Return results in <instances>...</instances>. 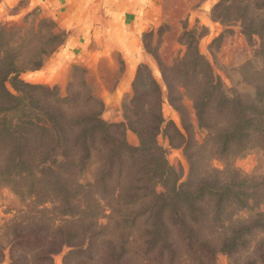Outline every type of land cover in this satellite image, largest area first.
<instances>
[{"label": "trees", "instance_id": "1", "mask_svg": "<svg viewBox=\"0 0 264 264\" xmlns=\"http://www.w3.org/2000/svg\"><path fill=\"white\" fill-rule=\"evenodd\" d=\"M257 3L264 5V0ZM239 8L238 17L244 20L248 2ZM246 29L258 32V49L264 53V21L255 25L250 20ZM7 32L2 25L0 173L9 177L13 186L28 187L30 195H42L37 200L39 204L52 199L62 215H70L58 223L55 218L38 213L29 216L28 226L23 219L13 221L12 233L24 237L28 248L17 251L18 240L14 239L9 264H20L21 256L25 264H56L54 254L66 245H74L72 238L76 231L67 225L84 221L83 231L87 233L98 224L106 209H110L108 219L129 220L131 224L151 218V224L141 225L143 239L137 249H126L133 236L130 232L118 251L115 244H110L108 264H137V260L138 264H214L215 254L220 250L229 255L246 251L252 256L246 264H264L263 183L248 182L247 176L235 169L237 176L246 179L233 187L204 178L197 192L181 182L174 183L169 190H157V184L165 185V179L174 172L167 162L165 148L157 140L165 122L162 87L146 64L138 66L132 95L123 102L124 120L107 121L101 117L103 102L91 89L82 102L79 91L63 95L57 87L43 83L19 80L15 84L23 86L20 93L10 90L6 80L26 66H19L16 53L10 54L4 39ZM55 35L49 39L53 41ZM61 43L47 51L33 67H41L46 56ZM160 69L168 101L173 104L169 95L173 89L181 97L184 94L191 97L198 125L206 130L203 142H199L190 130L188 135L184 134L168 120L181 136L180 145L186 149L194 144L203 146L215 156L238 155L256 146L264 147V100L254 97L246 101L240 94H228L196 47L188 48L172 71L163 65ZM175 77L181 80L171 82L170 78ZM178 83L184 87L183 91H179ZM185 125L186 129L192 127L191 123ZM127 128L137 132V145L126 141ZM169 141L175 145L171 138ZM92 162H97L94 178L83 180ZM226 192L232 198L221 205ZM122 201L140 208L129 213L118 211L115 204ZM234 204L235 210L225 222L222 213ZM242 209L248 211L247 216L238 215ZM37 221L39 227L28 231L27 227ZM33 236L39 242L31 247L27 243L33 241Z\"/></svg>", "mask_w": 264, "mask_h": 264}, {"label": "rangeland", "instance_id": "2", "mask_svg": "<svg viewBox=\"0 0 264 264\" xmlns=\"http://www.w3.org/2000/svg\"><path fill=\"white\" fill-rule=\"evenodd\" d=\"M246 1L248 2V9L245 11V19L242 20V17H238L241 14L239 7L244 5ZM257 1L262 0H217L214 5L219 2V7L214 10L213 5L209 12V16L215 21L217 33L210 38L206 35L209 24H187L183 35L185 43H183L179 54L183 55L188 48L191 50L193 47H196L199 52L200 48H202V52L200 53L208 60L214 74L222 81L225 91L230 95L235 93L240 94L246 101L254 97L264 100L262 99L264 98V53L258 49L260 36L258 32L246 29L250 20H254L255 25H259L264 21V5L258 4ZM0 2H3V0H0ZM23 2L24 0H20L18 5L13 7L7 5V9L0 7V28L2 25H5L7 28L8 32L5 34L4 39L8 42V50L10 54H17L19 66H26L18 75H12L6 80L7 86L15 93H20V89L23 88V86L17 87L16 81L42 83L26 80L24 73L29 70L39 69L40 67H33L34 63L38 62L53 46L63 42L65 39V32L57 30L52 20L48 17H42L37 8L29 12L19 11ZM11 29L12 31L9 33ZM54 33H56L55 39L51 41L49 38ZM144 43L149 51L156 54L159 46L158 38L152 37L150 34L145 35ZM49 55L46 56V59ZM156 56L157 58L154 59L159 66L161 64L159 63V56L158 54ZM174 72L175 70L172 73ZM159 73L157 72L159 80L163 84L161 74L159 75ZM83 75L84 69L82 66H75L72 78L64 86L57 87V90L63 95L68 91H71V93L79 91L81 92L79 95L80 102H82L81 100L84 99L87 90L91 89L93 91L92 86L84 82ZM180 80V77L170 78L171 82H179ZM163 86L165 85L163 84ZM178 88L179 91L184 90V87L179 83ZM163 90L165 93L168 91L166 87ZM169 95H171L172 102L176 107L166 98V101H168L173 109L172 115L170 116L167 110L163 111L165 118V122L163 123L164 129L158 133L157 140L165 148L167 162L174 173L165 179V185L158 183L157 190H169L174 183L178 184L181 182L185 183V187L191 186L192 192H197L198 185L204 178L210 182L218 180L219 184L227 183L232 187L234 183L243 179L245 181L246 178L248 182L253 181L255 183H263L264 185V147L256 146L238 155L215 156L209 148H204L203 146L197 147L194 144L186 149L183 144L180 145L181 136L175 131L173 125L167 123L168 120H171L184 134H187L188 130H190L189 132L193 133L194 139L199 142H203L206 130L198 125L191 97L186 94L181 97L176 89H173ZM121 107L123 113V102ZM104 109L103 102L101 110V117L103 119L107 121L124 120V116L119 120L109 119L106 115H103ZM188 123H191L192 127L190 126L189 129H186L185 124ZM125 138L131 145L139 143V136L132 128L126 129ZM170 138L174 141L175 145L170 143ZM188 152L191 153V156L188 155ZM96 166L97 162H92L86 169L82 177L83 180L94 178ZM235 169L247 177L241 178L237 176L234 172ZM190 174L193 176L191 177V182H188ZM188 183L191 184L188 185ZM17 188L20 191H17ZM28 190V187H21L20 185H16L15 187L11 185L9 177L7 178V176L0 173V264L10 263L11 242L14 239L18 240L15 243V247L18 248L16 249L17 251L24 252L28 248L25 242H23L22 238L24 237L14 236L12 233L13 228L10 224L13 221L23 219L24 224L28 226L29 216L36 213L39 216L46 214L49 217H53L56 219V223L63 222V218L70 217V215H62L60 209L55 208V202L52 199L39 204L37 200L42 195H30ZM231 198L232 194L229 193L228 195V192H226L221 205L228 202ZM115 206L118 211H124L125 213L140 208V206L124 201L115 204ZM262 207L264 206L262 205ZM71 208L77 211L76 208ZM109 210H105V215L100 217L98 224L90 227L87 233L83 231L85 230L84 221H77L74 225H67V227L74 228L76 231V236L72 238L74 245H66L61 251L54 254L56 264H108L107 253L110 244H115L118 251L120 246L123 245L128 232L133 236L131 242L127 243L126 249H137V244H140L143 239L141 225L144 222L151 224V218L148 217L144 221L138 219L135 223L131 224L129 220L108 219L106 214L109 213ZM233 210H235V204L229 207L228 211L222 213V218L225 219V222H228L230 212ZM247 214L248 211L245 209L238 210V215L247 216ZM233 219H235V216ZM40 222L37 221V224L32 223L27 227V230L30 232L35 230L39 227ZM35 238L33 236V241H28L27 245L34 247L31 244L39 242V239ZM254 243L253 240L252 244ZM83 247H86L85 250L79 249ZM72 248H78L79 251L72 252L70 251ZM251 257V254L246 251L229 255L227 252L220 250L215 254L214 264H246L248 260H251ZM20 259V264H25L24 257L21 256ZM114 264L120 263L115 262Z\"/></svg>", "mask_w": 264, "mask_h": 264}, {"label": "crops", "instance_id": "3", "mask_svg": "<svg viewBox=\"0 0 264 264\" xmlns=\"http://www.w3.org/2000/svg\"><path fill=\"white\" fill-rule=\"evenodd\" d=\"M19 1L3 0L0 7L7 9V5L13 7ZM216 1L24 0L19 11L37 8L42 17L55 22L57 30L65 32L64 41L44 64L25 72L24 78L60 87L72 78L75 66H82L84 82L104 102L103 115L119 120L123 118L121 104L132 95L136 70L144 63L162 87V113L167 110L171 116L173 109L166 101L160 65L175 69L183 56L179 54L187 24H209L206 35L210 38L217 33L215 21L209 16ZM149 34L159 40L156 51L159 66L154 59L156 54L144 43L145 35Z\"/></svg>", "mask_w": 264, "mask_h": 264}]
</instances>
